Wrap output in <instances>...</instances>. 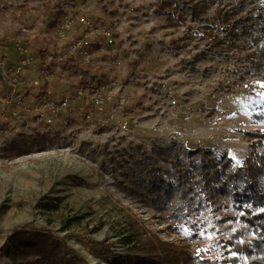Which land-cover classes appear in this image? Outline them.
<instances>
[{
	"label": "rangeland",
	"instance_id": "1",
	"mask_svg": "<svg viewBox=\"0 0 264 264\" xmlns=\"http://www.w3.org/2000/svg\"><path fill=\"white\" fill-rule=\"evenodd\" d=\"M49 2L64 11L55 28ZM163 13L160 0H0V247L14 230L39 226L84 264L161 257L160 241L191 258L230 252L215 236L227 240L241 227L233 213H208L194 238L127 198L114 179L115 168L121 175L151 163L153 144L172 140L241 163L256 141L249 134H264V89L236 83L230 59L169 26ZM77 42L92 55L88 81L110 98L102 113L89 93L79 95L80 77L59 67L79 62L70 49ZM53 99L68 105L54 114ZM89 239H108L109 258ZM0 264L11 261L0 254Z\"/></svg>",
	"mask_w": 264,
	"mask_h": 264
},
{
	"label": "trees",
	"instance_id": "2",
	"mask_svg": "<svg viewBox=\"0 0 264 264\" xmlns=\"http://www.w3.org/2000/svg\"><path fill=\"white\" fill-rule=\"evenodd\" d=\"M160 8L169 26H184V36L204 42L220 59H230L233 68L229 73L234 75L236 83H243L242 86L252 91L264 89V83L261 84L264 81V0H160ZM45 11H53L55 16L48 28L58 26L64 15L61 6L49 2ZM53 45L58 50L56 43ZM79 62L68 58L61 60L59 67L80 77L82 88L94 95L102 83L92 86L88 81V66ZM98 72L103 79L107 78L103 68L99 67ZM47 88L45 84L41 96L48 94ZM122 99L123 104L128 103L124 97L116 104ZM108 102L106 98L104 110ZM249 136L256 141L248 146L247 156L241 163L210 149L185 148L171 140L162 146L152 145L151 163H141L138 169L119 172L121 175L117 174V168L113 170L114 179L127 198L160 213L169 222L188 228L194 238L198 233L196 223L208 213L220 215L222 211H229L241 224L227 240L215 236L219 244L237 254L235 257H229L228 252L213 259L191 258L183 248L160 241L161 257H130L128 264H188L189 261L264 264V150L259 152L264 147V134L256 132ZM122 166L120 163L119 167ZM228 219L223 216L222 223ZM35 228L34 231L14 230L0 247V254L11 264H84V259L67 250L66 243L51 230ZM89 240L109 258L108 239ZM242 255H246V263Z\"/></svg>",
	"mask_w": 264,
	"mask_h": 264
},
{
	"label": "built area",
	"instance_id": "3",
	"mask_svg": "<svg viewBox=\"0 0 264 264\" xmlns=\"http://www.w3.org/2000/svg\"><path fill=\"white\" fill-rule=\"evenodd\" d=\"M71 52L74 53L75 55H78V59L81 60L83 63H90L91 62V58L92 55L89 53L88 50H86L83 46L81 42H77L76 44H72L70 46ZM101 89L97 90V93H95L94 95H91V100H92V104L93 106L96 108V110L99 113H102L104 111V105H105V101L106 98H104L101 95ZM78 93L80 96L86 97L88 91L85 90L84 88L80 87V89H78ZM110 99V98H108ZM125 102L124 99H122L120 101L121 104H123ZM68 105V102L66 101H49L47 103V108H49V110H51L52 113H58L61 110H64Z\"/></svg>",
	"mask_w": 264,
	"mask_h": 264
}]
</instances>
